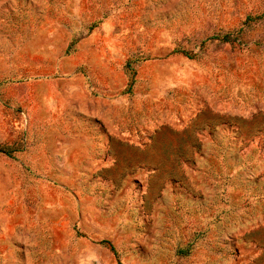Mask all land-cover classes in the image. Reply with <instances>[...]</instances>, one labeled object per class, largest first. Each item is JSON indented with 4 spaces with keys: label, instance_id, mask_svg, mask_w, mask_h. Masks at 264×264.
Here are the masks:
<instances>
[{
    "label": "rangeland",
    "instance_id": "374dc122",
    "mask_svg": "<svg viewBox=\"0 0 264 264\" xmlns=\"http://www.w3.org/2000/svg\"><path fill=\"white\" fill-rule=\"evenodd\" d=\"M0 116V264H264V0H0Z\"/></svg>",
    "mask_w": 264,
    "mask_h": 264
},
{
    "label": "crops",
    "instance_id": "0c3cea01",
    "mask_svg": "<svg viewBox=\"0 0 264 264\" xmlns=\"http://www.w3.org/2000/svg\"><path fill=\"white\" fill-rule=\"evenodd\" d=\"M14 122L15 120L10 118V117H7V118H4L2 116H0V133H3L4 135H8V138L10 136H12L14 130L12 128V126H14Z\"/></svg>",
    "mask_w": 264,
    "mask_h": 264
},
{
    "label": "trees",
    "instance_id": "16d2710c",
    "mask_svg": "<svg viewBox=\"0 0 264 264\" xmlns=\"http://www.w3.org/2000/svg\"><path fill=\"white\" fill-rule=\"evenodd\" d=\"M130 88H131V86H129V89L128 90H130ZM104 242L107 243V244H109L111 250H113L115 252V254H116L115 248L108 241H104ZM118 263L119 264H122L120 261H118Z\"/></svg>",
    "mask_w": 264,
    "mask_h": 264
}]
</instances>
